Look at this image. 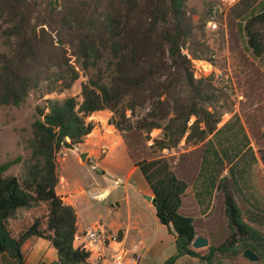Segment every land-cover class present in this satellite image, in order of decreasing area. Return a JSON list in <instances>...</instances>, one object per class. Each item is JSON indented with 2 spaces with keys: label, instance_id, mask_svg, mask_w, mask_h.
<instances>
[{
  "label": "trees",
  "instance_id": "1",
  "mask_svg": "<svg viewBox=\"0 0 264 264\" xmlns=\"http://www.w3.org/2000/svg\"><path fill=\"white\" fill-rule=\"evenodd\" d=\"M213 5L211 0L197 25L186 0H0L1 107H22L43 85L61 84L60 92L69 90L80 78L77 65L85 73L96 70L82 85V101L49 99L37 108L27 161L19 157L0 163V255L26 264L22 247L39 238L58 253L59 260L51 264H88L91 253L74 248L76 211L57 193L59 160L93 134L95 125L88 122L93 115L109 112V125L121 134L150 187L157 219L176 235V254L164 264H177L184 257L215 264L218 257L237 255L238 246L264 261V178L252 174L258 161L248 136L249 160L239 147L221 144L223 149L213 150V157L218 167L240 161L230 169V177L241 196L250 193L245 201L249 208L244 213L219 185L223 195L208 222L183 211L189 182L179 178L170 159L158 156L174 153L183 142L214 145L209 139L218 140L230 129V123L219 128L226 113L218 104L225 94L215 74L198 75L193 65L215 63L211 47L196 33L209 21ZM228 19L244 87L264 92L263 73L238 47L241 34L245 51L255 59L264 57V2L243 0ZM249 117V133L258 140L260 127ZM155 131H162V138H152ZM206 162L199 179L210 171ZM20 164L24 176H6ZM212 171L209 190L216 188L220 174ZM195 218L202 221L198 228ZM202 228L212 230L217 243L204 256L192 249Z\"/></svg>",
  "mask_w": 264,
  "mask_h": 264
},
{
  "label": "rangeland",
  "instance_id": "2",
  "mask_svg": "<svg viewBox=\"0 0 264 264\" xmlns=\"http://www.w3.org/2000/svg\"><path fill=\"white\" fill-rule=\"evenodd\" d=\"M211 0H186V6L189 11H193L194 23L199 25L200 17L204 14L207 4ZM264 2V0H261ZM219 30L213 31L208 27V22L205 27H197L196 33L207 42L213 51L212 59L215 61L214 67L220 73V80H217L215 76V82L218 83L220 90L223 86L222 81H228L230 92H224L225 96L221 98L218 108L226 113L225 120L220 127L230 123V129L226 130L225 135H222L218 140L210 138L214 145L201 144V145H186L184 142L180 145L179 149L174 153L165 151L158 154L162 158L170 159L173 170L177 173L179 178L189 182V190L185 200L184 210L190 205L193 200V192H199L205 190L204 183L209 178V170L203 171L202 178L199 179V175L202 169L203 161L207 159V168H215L218 161L213 157V150H222V146L226 147H239L241 149V155L245 156V160H249L246 154V141L245 136H248L242 125V120H246V115L250 116L251 121L254 122L260 128L258 140H256L251 133H249L250 144L257 151V155L260 159V163L264 168V92L260 90L250 91L244 87V79L241 74V59L239 54L233 48V42L230 35L229 19L228 15L226 19L220 18L218 21ZM239 50L246 54L247 57L255 64V66L264 75V57L259 60L255 59L251 54L247 53L244 49L245 41L244 36L239 34ZM237 53V54H236ZM238 56V57H237ZM215 57V58H214ZM195 71L198 75L208 74L203 70L200 64L193 63ZM106 69V66H102ZM201 69V70H200ZM77 70L80 73V78L76 81L72 88L69 90L59 91L61 84L50 86L43 85L39 90L32 91L28 101L20 108L13 107H1L0 106V163L4 164L10 160H15L21 157L24 161H27L31 156V151L28 146V141L32 139V125L36 120V110L38 107H44L45 101L49 99L64 100L66 98H78L82 101L81 92L82 85L87 83L89 78L96 73V70L91 69L88 72L82 71L81 67L77 65ZM243 73V72H242ZM56 88V92L50 94V89ZM222 91V90H221ZM223 92V91H222ZM145 112H143L144 114ZM112 114L109 112H101L93 115L88 122H92L95 125L94 133L89 137L87 141V147L89 150H93L94 146L98 153L100 160H104L108 156L111 149L120 144H124V150L119 148L111 152L109 155V163L105 168L101 167L102 163L92 160L87 166H80L78 163L71 162L68 171H63L62 176L66 179L75 182L79 181V185H72V191L75 195L72 196L75 201L76 211L80 216V229H87L90 226H94L98 223L106 224L109 222L112 215L118 210L116 202H119L122 206V212H125L126 205L123 203L125 197V187L130 184V190L136 191L139 187L137 183L132 181L128 183L127 176L122 175L118 169L128 162L125 153L126 145L121 134L118 131L109 133L110 125L109 121ZM247 124V123H246ZM219 127V128H220ZM231 130H234L230 132ZM249 130V128H248ZM243 131V132H242ZM250 132V131H249ZM232 135V136H231ZM234 135H237L236 137ZM162 131H155L152 134V138H162ZM230 137V139H227ZM119 140V141H118ZM227 140H229L227 142ZM152 143H147V147ZM258 150H262L263 154H259ZM208 151V153H207ZM65 151L64 153H66ZM61 155V157L64 155ZM125 156V159L123 158ZM60 157V159H61ZM131 159V158H130ZM132 161V160H131ZM236 162V161H235ZM82 163L85 161L82 160ZM100 164L97 167V164ZM233 163V162H232ZM240 161L237 160L236 165ZM224 167H219V176L225 177L221 181L222 189L227 188L232 196L236 199L239 206L245 213V210L249 208L246 201V195L250 197V193L241 196L235 186L230 181L229 162L225 163ZM245 164V163H244ZM243 165V164H241ZM206 167V166H205ZM254 166L252 174L261 175L264 178V169ZM104 170L103 172L101 170ZM228 171H225L227 170ZM25 166L24 164L13 167L6 176H24ZM119 178L122 182V187H115L114 182ZM198 179V180H197ZM220 179V178H219ZM121 185V184H120ZM193 191V192H192ZM106 192V197L103 199L96 198L97 193ZM195 193V194H196ZM217 195L216 205H219L221 201L223 191ZM144 198V196H143ZM187 213V212H186ZM201 220H196L197 228L201 224ZM202 251V250H201ZM15 261V260H13ZM16 264H18L15 261Z\"/></svg>",
  "mask_w": 264,
  "mask_h": 264
},
{
  "label": "crops",
  "instance_id": "3",
  "mask_svg": "<svg viewBox=\"0 0 264 264\" xmlns=\"http://www.w3.org/2000/svg\"><path fill=\"white\" fill-rule=\"evenodd\" d=\"M241 122L243 128L249 136L248 125L246 124L245 120H242ZM114 131H116L115 128L110 126L109 133H113ZM250 146L254 149L255 156L258 161V164L256 166L260 169L263 168V165L260 163V159L257 155V151L253 147V144L251 143ZM118 147L124 150L125 146L124 144L118 143V145L113 147L108 156H106V158L102 161L98 156L95 146L93 150H89V148L87 147V141L81 147L64 153V155L59 160L60 182L57 187V193L63 199L66 205L73 207L76 211V200L72 197L75 195V192H73L71 189L72 185L78 186L80 183L76 180L72 183V181L66 179L68 176H62L63 171L66 172L69 170V165L71 164V162L78 163L80 166L84 167L87 166V164L91 163L92 160H94L101 162V167L105 168L109 163V155L111 154V152L118 149ZM126 152L127 153H125V156L128 162L118 170L122 172V175L124 174L127 176L128 183H130L131 181L133 183H137L139 188L136 191H131L130 184H128V186L126 185L124 192L125 197L122 201L126 205L125 212H122V206L120 205V203L116 202L118 210H116V212L112 215L110 221L104 224L109 232L117 234L119 236L118 243L114 244L109 242H97L92 246L88 245L87 252L91 253V258L89 259L88 264H111V260L114 257L123 255L126 256L124 264H135L136 261H134L132 257H138V264H164L167 260H169L176 254V235L172 230L160 224L156 216V210L153 206V194L150 190V187L145 181V178L143 177L141 171L136 168L134 163L131 161L127 149ZM83 156L85 157V163H82ZM125 156L123 157L124 159ZM236 162L230 163L229 168L231 169L233 166H235ZM99 166L100 164L98 163L97 167ZM211 169L212 168H210V172ZM218 169L219 167L216 166L215 170L217 171ZM101 171L103 172L104 170L102 169ZM225 171H228V169ZM211 173H213V171ZM209 177L211 179L210 175ZM219 178L217 174L216 188L214 190H209L208 178V180L204 183L205 190L199 192L198 194L196 193L197 191H192L193 200L186 208L187 215L201 218V220L205 222H208L211 219L215 211L217 195L220 194L217 191L218 186L221 184V181L225 179V177L223 176H219ZM229 179L231 181V177H229ZM117 181H119L121 185H116ZM114 186L122 187V182L119 178L115 180ZM95 197L103 199L106 197V192H99ZM250 197L246 195V199H249ZM183 211L185 210L183 209ZM76 214L78 217L77 235H82L85 229H80V216L77 211ZM212 232L213 231L208 228H202V230L198 232L199 236H202L209 241V247L212 244H217L213 238ZM74 248H79V242H77L76 240L74 242ZM208 248L203 249L202 251L204 252H202L201 250L197 251L193 248L192 249L204 256L207 253ZM236 250L237 255L231 258L218 257L215 261V264H264V261H262L261 257L256 252L255 253L260 258L259 263H253L245 258L244 253L248 249L244 250L243 246H238ZM134 253L137 257H135ZM22 254L26 264H51L59 260L58 253L52 247V245L39 238H31L30 240H28L22 247ZM0 264L16 263L11 257L5 254L0 255ZM177 264L207 263L202 262L198 258L184 257L181 258L177 262Z\"/></svg>",
  "mask_w": 264,
  "mask_h": 264
},
{
  "label": "built area",
  "instance_id": "4",
  "mask_svg": "<svg viewBox=\"0 0 264 264\" xmlns=\"http://www.w3.org/2000/svg\"><path fill=\"white\" fill-rule=\"evenodd\" d=\"M214 2L213 8L211 10V16L208 21V27L213 31L219 30L218 21L220 18L226 19L227 15L238 6L243 0H212ZM215 58V57H214ZM194 64H200L203 67V70L206 73H214L217 80H220V73L214 67V62L208 61H194ZM201 70V69H200ZM223 86H221V90L223 92H230V87L228 85V81H222ZM116 185H120V182L117 181ZM79 242V248L87 252L88 245L92 246L97 242H109V243H118L119 236L117 234H113L107 230L103 223L95 224L94 226H90L85 229L82 235H77L76 239ZM82 240V241H81ZM136 252V250H135ZM135 257L136 254L134 253ZM132 259L137 263L138 257ZM126 260V256H116L111 261V264H124Z\"/></svg>",
  "mask_w": 264,
  "mask_h": 264
},
{
  "label": "water",
  "instance_id": "5",
  "mask_svg": "<svg viewBox=\"0 0 264 264\" xmlns=\"http://www.w3.org/2000/svg\"><path fill=\"white\" fill-rule=\"evenodd\" d=\"M82 160L85 161L84 156L82 157ZM208 247H209V241L202 236H198L192 244V248L194 250H197V251L206 249ZM244 256H245V258H247L249 261H251L253 263H259L260 262L259 256L250 249L245 251Z\"/></svg>",
  "mask_w": 264,
  "mask_h": 264
}]
</instances>
